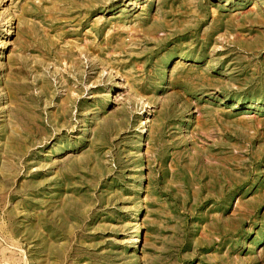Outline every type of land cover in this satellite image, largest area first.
Instances as JSON below:
<instances>
[{
    "label": "rangeland",
    "instance_id": "obj_1",
    "mask_svg": "<svg viewBox=\"0 0 264 264\" xmlns=\"http://www.w3.org/2000/svg\"><path fill=\"white\" fill-rule=\"evenodd\" d=\"M9 21L0 264H264V0H0V44Z\"/></svg>",
    "mask_w": 264,
    "mask_h": 264
},
{
    "label": "bare ground",
    "instance_id": "obj_2",
    "mask_svg": "<svg viewBox=\"0 0 264 264\" xmlns=\"http://www.w3.org/2000/svg\"><path fill=\"white\" fill-rule=\"evenodd\" d=\"M12 28H13V27H12V25H11V21H9V22H8V26L5 27V30H4V32H3V35L1 36V37H2V41H1V44H0V49H1V51L3 50V47H5V46H4V38L7 37V36H9V33H10V31H12ZM1 53H2V52H1ZM139 213H140V211H139ZM139 215H140V214H138V215L136 216L135 219H139ZM139 235H140V230H139V227H137V228L135 229V234H133V236H131V243H132L133 246H134V245L137 246V244H139V240H138Z\"/></svg>",
    "mask_w": 264,
    "mask_h": 264
}]
</instances>
